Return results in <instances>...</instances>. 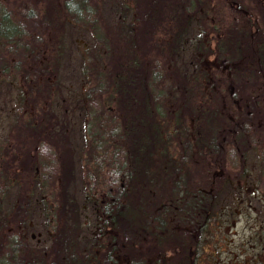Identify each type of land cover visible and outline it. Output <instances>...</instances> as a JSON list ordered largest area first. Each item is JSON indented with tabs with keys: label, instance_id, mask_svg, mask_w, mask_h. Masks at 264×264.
<instances>
[{
	"label": "rangeland",
	"instance_id": "rangeland-1",
	"mask_svg": "<svg viewBox=\"0 0 264 264\" xmlns=\"http://www.w3.org/2000/svg\"><path fill=\"white\" fill-rule=\"evenodd\" d=\"M8 1L10 6L17 7L21 1L26 0ZM184 1L190 3V0ZM184 1L179 0L183 5ZM128 2L130 8L122 10L124 0H99L101 23L106 31L116 36L120 47H123L125 40L122 37V26L129 27L131 20L135 18L133 1ZM260 2L264 4V0H197L201 17L192 16L190 25L184 24L180 32L183 36L175 42V49L172 48L173 42L169 31H159L154 37L151 35V43L148 44L149 57L159 58L163 62L164 72L166 69L168 75L167 80L157 81L154 92H162L164 100L162 105L167 113L172 116L178 115V120L172 119V135L168 142L173 145V155L178 157L177 151L182 152L185 149L184 142L190 135L193 151L183 152L186 179L187 182H196V186L203 193L210 189L213 169L210 156L207 152H202L196 143V130L203 136L207 123L205 119L199 121L200 117H197L199 113L191 115L190 110L200 102L203 107L207 105L208 114L211 113V108L218 109V112H214L212 121H215L214 124L217 123L215 126H220L218 128L223 133L225 149L227 150L232 143L243 144L242 137L239 136L237 139L231 125L237 120L242 109L246 108L244 101L247 94L255 93L264 99V70L252 67L259 75L257 79H250L253 76L251 72H254L249 69L250 62H245L238 70L223 64L219 60L221 54L217 52L216 42L222 31L229 29L228 27L234 23L238 8L246 9L249 15L252 11L256 12L254 19L257 28L254 29L256 31L259 26L264 29V15L259 13ZM124 11L127 13L124 14ZM179 12H182L181 8ZM65 19L62 27L49 23L34 30L35 35L43 36L42 44L37 48L38 56L44 61L47 59L49 65L47 67L44 64L42 70L49 68L51 71L46 72L44 77L38 76L39 83L36 89L33 87L32 95L27 78L22 77L17 70L13 71L15 68L11 70L13 72L10 77L5 75L0 78V155L13 163L11 173L16 178L6 197L0 199V203L4 210L7 208L13 210L18 207L19 190L23 188L28 191L31 197L29 214L26 215L25 207H22L18 218L26 220V237L35 245L50 241L52 227L49 224L53 217L46 212V208L56 204L64 188L62 172L68 170L73 176L71 187L83 203V220L87 224L96 222L98 218L94 203L87 198L92 185L97 200V196L100 198L115 187L111 183L115 177L125 182L124 175L130 174V167L125 171H119L122 168L121 162L127 158L126 152L124 154L121 148L126 143L122 141L121 145L120 139L115 142L109 139L111 135L109 133L123 126L119 114L114 124L107 125L108 119L117 114L120 101L112 89L101 85L104 82L103 76L110 67H115L113 69L115 73L123 69L121 67L125 66L127 59L124 53L129 47L122 50L115 47L110 51L114 52L113 66L109 60L111 54L105 42L98 39V32ZM176 22L175 19L171 23H165L167 27L174 28ZM181 28V24H177L176 29ZM126 32L125 29V37L128 36ZM257 32L259 33V30ZM58 36H61L64 45L62 49L57 48L59 44L57 40L61 41ZM31 40L32 37L28 36V41ZM169 42H172V45ZM207 42L213 51L211 49L210 52L207 51ZM140 44L145 48L141 42ZM0 49L6 50L5 46H0ZM118 58L125 59L115 64ZM31 62L32 58L24 62L22 69H27L21 71L23 74L29 70L28 75L33 76L35 66L32 67ZM239 70L244 74L247 72V76L243 77V74L238 73ZM32 81L33 84L36 83ZM43 91L47 96L42 95ZM192 98L194 100L190 101ZM185 109L189 111H184ZM198 111L200 112V108ZM184 112L186 115H183ZM51 118L54 120L53 132L48 131ZM176 121L181 127H188L189 132L186 128L176 131ZM260 121L264 125V121L261 119ZM263 130L264 128L262 132ZM54 138L58 140L55 143L52 141ZM64 150L70 152L68 158H72L67 163ZM181 154L179 153L180 159ZM241 154L243 153L240 152L239 162L225 157L224 167L215 170V175L223 180H218L219 189L222 188L214 212L212 211L206 224L202 223L203 218L207 216V212L203 215L204 209L193 216L188 211L192 210V207L182 205L187 212L174 207L176 211L170 214L172 220L168 224L169 227L161 232L159 230L162 236L154 234L151 236L140 229L136 236L140 238L135 244L147 251L143 254L147 264H169V259L174 258L172 256L174 245L183 237L186 242L191 243L195 241L197 235L198 242L197 246H194V251L201 255L196 259L193 253L192 256L190 254L184 257L187 264H264L262 164L259 152L254 147L248 149L245 157L242 158ZM166 161V166L169 167L168 159H165ZM1 162L2 157L0 166ZM243 167L246 168L247 174L242 176L240 170ZM9 224L7 229L12 228L14 232H18L19 229L22 231L23 227L19 226L18 221L12 219ZM172 227L177 235L169 230ZM7 246L4 241L0 242V249ZM160 250L168 254L165 259L159 254ZM184 254L183 249L181 253H177L176 260ZM0 257H3L2 253ZM118 258L121 264H131L129 254L119 255Z\"/></svg>",
	"mask_w": 264,
	"mask_h": 264
},
{
	"label": "trees",
	"instance_id": "trees-1",
	"mask_svg": "<svg viewBox=\"0 0 264 264\" xmlns=\"http://www.w3.org/2000/svg\"><path fill=\"white\" fill-rule=\"evenodd\" d=\"M132 1L135 18L131 20L129 27L122 26V37L125 40L123 47H120L116 36L112 32L106 31L105 26L101 23L99 0H26L21 1L17 7L10 6L8 0H0V46L6 48L5 51L0 49V78L5 75L10 77L11 72L17 70L22 77L27 78L31 95L33 87L36 89L38 86V76L44 77L46 72L51 71L49 68L42 70L44 64L47 67L49 65L47 59L44 61L38 56L37 48L42 44L43 36L35 35L36 27L42 28L49 23L62 27L63 20L66 18L68 21L95 30L98 32V39L105 42L109 54H111L109 60L113 66H115L114 52L110 51L115 47L118 50L129 47L124 53L127 59L124 58L126 62L125 66L121 67L123 69L115 73L113 70L115 67H110L106 75L103 76L104 82L101 85L104 88L112 89L115 95H118L119 110L110 120L108 119L107 125L114 124L120 117L123 126L116 129L115 132L109 133L111 135L108 137L112 139V142L120 139L121 145L122 141L126 143L121 148L124 154L126 152L127 158L121 162L122 168L119 171H125L130 167V174L124 175L126 181L123 182L115 177L111 181L115 187L112 190L109 189L102 197L97 196V200H95L94 186L92 185L87 198L94 203L98 218L96 222L93 221L89 224L83 220V203L71 187L73 176L69 174L68 170L62 172L64 188H62L56 204L46 208V212L53 217L49 224L52 227L49 243L36 245L30 243L25 233L26 220L18 218L22 207H25L26 215L29 214L31 197L28 191L26 192L23 188L19 190V203L18 207L13 209L14 211L10 208L4 210L0 203V242L4 241L8 245L5 249H0V254H3V257H0V264H121L118 256L123 254H129L131 264H147L145 255H143L147 251L135 244L140 238L136 237L140 229L151 236L153 234L162 236L160 232L169 227L168 224L172 220H170V214L174 212V207L187 212V209L182 205H190L192 210L188 211L193 216H196L199 210L204 209L203 215L207 212V216L203 218L202 223L206 224L216 206L222 188L219 189L218 186V180L222 179L215 175V170L218 167H224L225 157L239 162L240 152L243 153V155L241 154L243 158L248 149L254 147L259 152L264 174V130L262 132L264 125L260 121V119L264 121V99L258 97V94L250 93L245 97L246 108L242 109L237 120L231 125L237 139L239 136L242 137L243 144L232 143L227 150L223 133L218 128L220 126H215L217 123L214 124L215 121H212L214 112H218V109L211 108L212 111L208 114L206 112L207 105L203 104V107L202 102L196 105L197 109L191 107L193 109L190 110L192 111L191 115L199 113L197 116L200 117L199 121L205 119L207 123V129L203 130V132L205 131L203 136L196 130V143L202 152H207V155L210 156L213 171L210 177L212 178L210 189L207 190V193L201 192V189L196 186V182H187L183 152L193 151L191 138L190 135L187 137L188 139L184 142L185 149L182 152L177 151L178 157L173 155L174 148L168 140L172 135V119L178 120V115L172 116L169 112L167 113L166 108L162 105L164 103L162 92H154L157 81L167 80L168 75L166 69L164 72L163 62L159 58L149 57L150 47L148 44L151 43V35L154 37V34L159 31H169L173 45L172 42L169 43L175 49V42L183 36L181 35L183 33L180 32L184 24L187 23L189 26L192 16L201 17L197 8V0H190V3L182 0L184 5L179 0ZM129 2L124 0L122 10L130 8L128 7ZM179 8L182 9V12H179ZM259 9L260 15H264L262 2L259 3ZM237 10L234 23L228 27L229 29L222 31L218 42H216V45L218 43L217 52L221 54L219 60L237 70L242 68L245 62H250L249 69L254 70L251 72L253 76L250 79H257L259 73L256 72V69L264 70V29L260 26L256 31L254 29L257 28L254 19L256 12L252 11L249 15L246 9ZM126 13L124 11V14ZM175 19L177 22L174 28L167 27L165 22L171 23ZM177 24H181L182 28L176 29ZM125 29L127 37L124 36ZM28 36L32 37L30 42ZM257 38L262 41L259 42ZM57 41L59 42L57 48L62 49L64 46L62 39ZM209 49L213 51L207 42L208 52H210ZM30 58H32V67L35 66L33 76L28 75L29 70L24 74L21 72L27 69L23 70L22 68L24 62ZM124 59L118 58L115 64ZM12 69L14 70L11 71ZM238 73L243 74V77L247 76V72L244 74L242 70H239ZM32 80L36 81V86ZM42 95L47 96V93L43 91ZM192 100L194 98L190 99V101ZM32 102L36 104L34 100ZM190 106L193 105L190 104ZM184 111L189 110L185 109ZM183 115H186L185 112ZM50 123L48 131L53 132L54 120L52 118ZM176 123V131L186 128L189 132L188 127H181V124L179 125L177 121ZM31 127L29 126V128ZM41 131L44 132V130ZM186 135L188 136L187 133ZM52 141L55 143L58 140ZM179 153H183L181 154L182 160ZM64 154L66 163L71 161L72 158H68L70 152L64 150ZM0 157L3 160L2 166H0L2 168L0 170L1 199L6 197L7 191L14 184L16 178L11 173L14 167L13 163L1 155ZM165 159H168L169 167L166 166ZM62 160L64 161V158ZM69 170L71 171V169ZM240 173L242 176L246 175V168L243 167ZM68 175L70 176L68 177ZM12 219L18 221L19 226L22 225V231L19 229L18 232H14L12 228L7 229ZM172 229L173 227L169 230ZM172 233L177 235L174 230ZM197 238L198 235L191 243L184 239L175 244L181 246L185 252L179 257V264H187L184 262V257L190 256V254L192 256V246H197ZM262 244H264V234ZM168 245L172 246V244ZM198 255L201 254L195 250L194 259L198 258Z\"/></svg>",
	"mask_w": 264,
	"mask_h": 264
},
{
	"label": "flooded vegetation",
	"instance_id": "flooded-vegetation-1",
	"mask_svg": "<svg viewBox=\"0 0 264 264\" xmlns=\"http://www.w3.org/2000/svg\"><path fill=\"white\" fill-rule=\"evenodd\" d=\"M185 238H182V239H180L181 241L182 240H184ZM174 253H173V257L174 258H170L169 259V264H179V262H178V260H176L177 259V257H176V255H177V253H181V251H183V248L181 247V246H178V245H174ZM166 251H168L167 249H165ZM192 250H193V254H195V251H194V246H192ZM159 254L163 257V259H165L166 257H167V255L168 254H166L163 250H160L159 251Z\"/></svg>",
	"mask_w": 264,
	"mask_h": 264
}]
</instances>
